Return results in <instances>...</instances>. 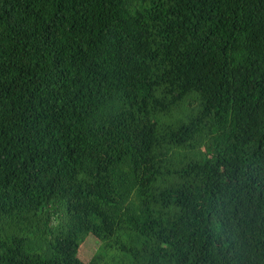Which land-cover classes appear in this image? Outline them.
Here are the masks:
<instances>
[{
  "label": "trees",
  "instance_id": "1",
  "mask_svg": "<svg viewBox=\"0 0 264 264\" xmlns=\"http://www.w3.org/2000/svg\"><path fill=\"white\" fill-rule=\"evenodd\" d=\"M105 263L264 264V0H0V264Z\"/></svg>",
  "mask_w": 264,
  "mask_h": 264
},
{
  "label": "rangeland",
  "instance_id": "2",
  "mask_svg": "<svg viewBox=\"0 0 264 264\" xmlns=\"http://www.w3.org/2000/svg\"><path fill=\"white\" fill-rule=\"evenodd\" d=\"M101 242L91 235H87L83 242L79 245L77 256L86 263L94 253L100 250ZM107 263H110L109 259H106ZM106 264V263H105Z\"/></svg>",
  "mask_w": 264,
  "mask_h": 264
}]
</instances>
